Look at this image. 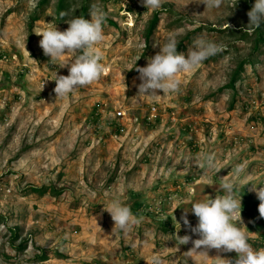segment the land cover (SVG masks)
Here are the masks:
<instances>
[{"label": "rangeland", "instance_id": "1", "mask_svg": "<svg viewBox=\"0 0 264 264\" xmlns=\"http://www.w3.org/2000/svg\"><path fill=\"white\" fill-rule=\"evenodd\" d=\"M37 1L0 0V264H148L153 255L161 264H234L235 252L189 251L199 238L189 204L223 195L219 184L228 179L241 195L234 223L254 250L264 249V218L252 190L264 184V41L255 54L250 49L256 29L264 39V21L249 29L237 0H221L213 10L201 0H161L156 10L142 0H68L56 23L57 0H50L28 27ZM83 6L86 19L93 10L105 13L95 45L102 71L55 97L54 76H66L67 65L49 61L36 33L65 30ZM155 12L159 20L145 44ZM170 36L185 55L198 39L220 50L178 72L175 92L137 96L136 68ZM245 59L251 64L227 88ZM205 156L219 170L207 169ZM38 187L46 192L31 190ZM113 198L139 221L126 232L111 231L103 211ZM175 235L189 240L177 245Z\"/></svg>", "mask_w": 264, "mask_h": 264}, {"label": "clouds", "instance_id": "2", "mask_svg": "<svg viewBox=\"0 0 264 264\" xmlns=\"http://www.w3.org/2000/svg\"><path fill=\"white\" fill-rule=\"evenodd\" d=\"M204 8L209 10L220 6L221 0H201ZM145 9L156 10L161 6V0H142ZM247 27L255 30L264 21V0H254L247 11ZM105 13L101 10H93L89 19L74 17L67 21V28L63 31L56 29L55 25L46 27L39 33L38 41L42 53L49 57V61L58 62L63 68L67 65V75L55 74V97H65L77 87H82L97 80L102 71L99 63L100 52L95 47L102 40V25ZM177 40L174 36L167 37L162 44H157L159 51L147 60L146 66L137 67L138 79L137 96H156V91L162 93L175 92L178 88V80L175 78L178 72H187L205 59L215 55L220 49L215 43L198 39L194 42L193 49L187 54L178 53ZM42 87V85H41ZM202 164L207 169H215V164L210 156H205ZM241 167L237 166L233 176L239 175ZM260 187L252 186L256 199L259 201L257 211L260 218H264V184ZM239 186L234 179L222 180L219 190L221 196L212 199L191 202L190 211L196 218V224L191 232L199 238L193 241V249L201 246L211 249L231 251L236 253L234 264H264V249L254 250L247 242L244 232L236 226L234 221L237 216L240 221L241 195L238 194ZM187 212L189 209L184 208ZM113 226V232H126L130 227L139 223L133 216L129 207L118 198L110 199L107 206H103ZM184 224L187 220L182 217ZM176 236V235H175ZM189 240L187 235L176 236L177 245L185 244ZM148 264H161V258L153 255ZM229 264V262H228Z\"/></svg>", "mask_w": 264, "mask_h": 264}, {"label": "trees", "instance_id": "3", "mask_svg": "<svg viewBox=\"0 0 264 264\" xmlns=\"http://www.w3.org/2000/svg\"><path fill=\"white\" fill-rule=\"evenodd\" d=\"M49 1L50 0H38L32 11L29 13L28 15V27H32V24L34 21H36L37 19H39L40 15L42 13L45 12V10L48 8L49 6ZM254 0H237L236 4L239 5V8H241L244 13H247V11L251 8L252 4H253ZM68 4V0H57L56 6H55V22L58 23L61 21L62 19V14L64 13V9L66 7V5ZM86 6H83L80 10L79 13V17H83L86 19ZM158 12H155L152 16V18L150 19V21L147 23V26L144 30L143 33V40L145 44H149L150 39L153 35V31L156 28V25L158 23ZM111 25L115 26V23L113 21H108ZM260 26V24H259ZM195 31H193L192 33H194ZM191 33V34H192ZM248 37V35L243 34L240 37V40L246 39ZM186 39H188V36L186 37ZM264 39L262 36V32L260 29H256L255 33L253 34V40H252V53L255 54L257 52V50H259L258 48H260V46L262 45ZM183 47V43L180 42L177 46H176V50L179 53V49H181ZM247 64L250 65L251 64V60L250 59H245L243 61H241L235 71L232 74L230 83L227 85V88H233L234 87V83L237 80L240 72L243 70V66ZM32 191L38 192L39 194H43L46 192V189L43 187H38V188H32ZM53 194H58V192L56 193V191H53ZM245 214L249 215L250 214V209L248 206H246L245 208ZM192 218H195L194 215H192ZM252 219V217H251ZM17 231L14 230V232L12 233L13 235H11V240L13 239V237L16 235ZM19 248H22V245L18 246ZM39 260H45L46 256L44 254L39 255Z\"/></svg>", "mask_w": 264, "mask_h": 264}, {"label": "built area", "instance_id": "4", "mask_svg": "<svg viewBox=\"0 0 264 264\" xmlns=\"http://www.w3.org/2000/svg\"><path fill=\"white\" fill-rule=\"evenodd\" d=\"M149 111H150V114H153V112L156 111L155 106H151ZM115 114L118 115V116H123L124 112L123 111H116Z\"/></svg>", "mask_w": 264, "mask_h": 264}]
</instances>
